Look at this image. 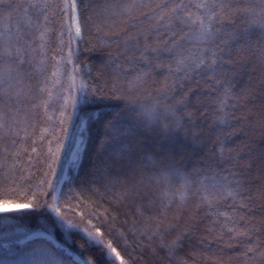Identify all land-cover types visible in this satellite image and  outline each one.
Segmentation results:
<instances>
[{"label":"snow or ice","instance_id":"obj_1","mask_svg":"<svg viewBox=\"0 0 264 264\" xmlns=\"http://www.w3.org/2000/svg\"><path fill=\"white\" fill-rule=\"evenodd\" d=\"M104 11L119 15L124 25L122 33H113L117 51L114 58L110 53L109 62L114 80L123 77L129 92L150 84L156 105L142 111L137 121L131 119V102L123 108L111 106L113 113L102 112L109 107L100 103L106 90L90 88L84 80L77 86L79 69L74 66L69 95L61 97L60 135L55 143L48 142L45 179L23 202H0V214L46 210L54 229L79 241L81 255L67 253L74 264H131L130 232L146 235L150 242L159 240L170 264H188L177 259L188 230L169 242L174 224L167 214L192 203L209 221L202 246L218 242L243 247V264H264V198L254 194L264 192V147L254 138L259 131L264 142V0H114ZM80 12V0H0V131H15L22 111L27 118L30 109L24 110V102L34 93L47 94L42 100L47 112L53 95L48 82L31 81L43 75L50 35L58 33L56 51L67 47L68 56L62 59L72 62V45L83 39ZM60 63L55 61L56 66ZM119 91L114 83L111 96L122 99ZM257 112L260 118L254 119ZM98 126L102 131L95 138L92 175L103 173L100 184L104 195L114 197L113 211L126 216L123 209L136 207L138 220L125 230L114 227L117 218L107 209L86 211L83 201L72 205L70 200L65 208L63 194L57 195L70 173L81 169ZM148 131L167 142L163 147L168 155L178 144L191 146L196 162L190 169L157 163L141 140ZM189 136L191 145L185 143ZM254 173H259L258 184ZM17 218L0 215V220ZM12 235L18 243L32 238L19 228ZM186 254L195 264L199 253L188 248ZM46 255V264H63Z\"/></svg>","mask_w":264,"mask_h":264},{"label":"trees","instance_id":"obj_2","mask_svg":"<svg viewBox=\"0 0 264 264\" xmlns=\"http://www.w3.org/2000/svg\"><path fill=\"white\" fill-rule=\"evenodd\" d=\"M121 2L129 3L130 0H121ZM110 3H114V0H80L83 39L72 45L71 63H66L62 59V57L68 56L67 47L62 48L60 53L56 51L59 44L58 39H56L58 33L47 38L50 46L46 50L48 55L42 66L43 75H38L36 80L31 81V83L47 81V87L53 94L52 99L46 112L42 100L48 99L47 94L38 95L34 93L32 99H26L24 102V110L30 109L27 118L25 119L22 111L17 118L19 123L14 125L15 131H0V202L5 200L23 202L27 193L45 179L43 174L48 171L45 163L48 142L55 143V138L60 135L59 108L63 103L61 97L69 95L68 86L72 83L71 76L74 66L79 69V74L75 78L77 86L81 80H84L90 88L96 87L106 90L100 103L109 107H103L102 112L113 113L116 109L111 106L120 105L123 108L131 102L129 104L131 119L137 121L142 119L140 115L142 111L151 109L156 105L157 100L150 84L129 92L127 81L123 77L114 80L112 65L109 62L110 53L114 58L117 51L116 44L113 42L117 37L113 33H122L124 25L119 15L113 16L111 11H104V8ZM134 14L140 15V11L134 10ZM97 25L103 30L98 31ZM109 25L112 26V30H109ZM56 28H58V24ZM98 37H102L103 40L98 39ZM57 60L61 61L59 66L55 64ZM36 64L39 65V57L36 58ZM53 72H56V77H52ZM157 79L160 77L157 76ZM114 83L120 89L117 95L122 96V99L111 96ZM33 104L39 106L33 107ZM259 118L260 114L257 112L254 119ZM9 123L12 122L9 121ZM101 131L99 126L93 130L94 141L87 149V155L83 159L81 169L79 172L70 173L71 179H68L61 186L58 196L63 194L61 205L65 208H67L65 200H70L72 205L83 201L82 207L86 211L93 207H96L97 211L107 209L111 216L117 218L114 227L121 228L122 225L121 230H125L131 228L134 220H138L136 207L123 209L128 213L126 216L113 211L114 197L104 195V187L100 184L103 173H98L96 176L92 175L97 159L95 138L100 135ZM145 136L151 137V139H145ZM145 136H142L141 140L147 145L148 155L157 163H173L178 167L190 169L191 165L196 162L197 157L193 154L191 146L184 148L183 145L178 144L175 146V152L168 155L167 148L163 147L167 142L163 138L156 139L155 134L151 131L146 132ZM254 138L259 147H264L259 131L255 132ZM180 139L183 141V133H180ZM185 143L191 145L190 136ZM165 156H167L166 159ZM48 179L53 178L48 177ZM253 180L255 183H259V173L253 174ZM97 189L99 192L96 191ZM115 191L113 189V192ZM254 194L264 198V192ZM41 199L46 198L41 197ZM20 213L24 214L20 215ZM0 215L18 217L17 219L0 220V261L7 260L8 264H17L15 261L21 257H33L46 261V254H52L56 259L62 260L63 264H74L67 253L71 252L72 256L81 255L82 250L77 247L79 241L74 243L66 238L63 229L59 231L54 229L48 219L50 213L46 210L20 209ZM145 215H149V213H145ZM167 215L174 224L172 234L167 237L169 242L175 239L179 232L188 230V238L177 250V259L183 258L188 260V264H193V259L186 254V249L193 248L199 253L194 257L195 264H216V262L219 264H243V247L227 248L222 247L217 242L205 248L200 244L201 238L207 235L209 221L204 217L203 212L196 209L194 204L189 203L182 211H177L174 207ZM69 218H72V213H69ZM76 218L78 219V217ZM18 228L30 236L38 233L48 235L59 247L41 237L27 240L25 243H18L12 235ZM45 229L47 230L45 231ZM4 244H8L10 247L4 248ZM127 244L131 254V264H170L165 259L166 250L159 248V240L150 242L146 235H133L130 232ZM153 251L157 252L158 255H153ZM84 254L87 255V253Z\"/></svg>","mask_w":264,"mask_h":264},{"label":"rangeland","instance_id":"obj_3","mask_svg":"<svg viewBox=\"0 0 264 264\" xmlns=\"http://www.w3.org/2000/svg\"><path fill=\"white\" fill-rule=\"evenodd\" d=\"M68 179H65V182L67 181ZM62 185H60V188H61ZM60 191V189H59ZM59 191L57 192V195L59 194ZM16 209H11L10 211H15ZM9 211V212H10ZM31 239H34V238H37V237H41V238H45L51 242H53L55 244V246L59 247L52 239L50 236L48 235H45V234H42V233H38V234H33L31 235ZM31 239H26L25 242L27 240H31ZM24 242V243H25ZM17 264H46V261L45 260H41L39 258H30V257H21L19 258L18 260L15 261Z\"/></svg>","mask_w":264,"mask_h":264}]
</instances>
